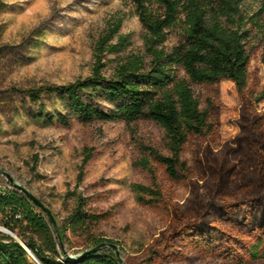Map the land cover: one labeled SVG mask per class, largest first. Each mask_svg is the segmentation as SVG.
<instances>
[{"label": "rangeland", "instance_id": "1", "mask_svg": "<svg viewBox=\"0 0 264 264\" xmlns=\"http://www.w3.org/2000/svg\"><path fill=\"white\" fill-rule=\"evenodd\" d=\"M263 6L264 0H243L242 11L256 15ZM117 24L108 46L126 42L99 57V42ZM167 32L164 47L172 50L184 39L182 23ZM147 33L132 0H0V193L19 189L43 202L57 227L67 225L70 258L101 238L117 246L123 264H264L251 254L255 245H264L259 243L264 221L259 152L244 143L250 167L240 165L232 174L242 153L229 154L240 147L239 140L264 148L254 129L264 120V99L255 101L264 92V14L248 46L257 113L247 112L235 83L223 80L218 134L190 138L180 180L171 179L152 156L153 150L168 154L164 129L156 122L120 117L86 122L44 91L88 80L99 61L106 77L126 57L149 61ZM177 75L186 74L179 68ZM193 89L204 101V87ZM31 90L40 98L33 100ZM91 103L107 113L117 109L101 94ZM144 158L162 190L154 205L139 200L137 186L153 185L139 165ZM80 203L89 219L75 229L70 218ZM152 249L159 252L148 262ZM30 260L40 264L32 253Z\"/></svg>", "mask_w": 264, "mask_h": 264}, {"label": "trees", "instance_id": "2", "mask_svg": "<svg viewBox=\"0 0 264 264\" xmlns=\"http://www.w3.org/2000/svg\"><path fill=\"white\" fill-rule=\"evenodd\" d=\"M132 1L148 31L145 47L149 61L141 55L126 57L111 77L104 76V65L99 61L93 76L88 80L47 87L44 91L61 99L86 122L118 117L129 122L140 119L156 122L164 129L168 154L153 150L152 156L171 179L180 180L187 167L182 154L190 138L218 134L220 85L223 80L235 83L244 109L249 113H257L254 103L264 99L262 92L253 100L255 91L251 89V53L248 47L252 28L262 21L264 6L256 15H246L242 11L243 0ZM155 4L161 9H155ZM178 23H182L184 39L172 50H167L164 47L167 30ZM118 29L119 24L99 42V57L106 50L114 52L118 49L117 45L126 42V38H123L120 43L108 46ZM179 68L186 75H177ZM193 85L204 87V101L196 96ZM100 94L110 103L116 104V112L107 113L91 103ZM29 96L37 100L40 93L31 90ZM254 129L261 133L264 142L263 117ZM238 142L240 147L229 150V154L241 152V164L233 167L230 173L240 165L250 167L243 154L246 143L259 152V172L264 180V148L250 140ZM139 165L153 178L152 186H137L139 200L145 204H157L162 199V190L156 171L149 158L141 160ZM84 208V204L80 203L70 218L75 229L89 219ZM0 224L20 238L41 264H123L116 249L109 245L89 254L68 257L65 253L67 225H58L60 241L52 218L19 189H7L0 193ZM195 233L201 234L202 229L195 230ZM104 242L112 244L111 240L93 238L89 250ZM259 243L264 244V221ZM61 251L65 254L64 258H60ZM158 252L152 249L148 262L153 261ZM251 254L254 258L264 259V245H255ZM0 264L34 263L17 238L0 232Z\"/></svg>", "mask_w": 264, "mask_h": 264}, {"label": "water", "instance_id": "3", "mask_svg": "<svg viewBox=\"0 0 264 264\" xmlns=\"http://www.w3.org/2000/svg\"><path fill=\"white\" fill-rule=\"evenodd\" d=\"M26 193H27V195L30 197V199H31L34 203H36V204L38 205V207H40L43 211H45V212H46V213L52 218L53 223H54L55 230H56V232H57V236L59 237V239H60V241H61V238H60V232H59V230H58V227H57V225H56V223H55V220H54V218H53V215H52V212L50 211V209H48V208L46 207V205H45L43 202H41V201H40L35 195L31 194V193L28 192V191H26ZM0 232H4V233H6V234L12 235V236H14L15 238H17V236H16L15 234H13V233H12L10 230H8L7 228H2V227H0ZM17 239H18V241H20L21 244L27 249V251H28L29 253H31V251L28 249V247L26 246V244H24V242H23L22 240H20L19 238H17ZM107 245H109V246L113 247L114 249H116L117 254H118V257L121 259V256H120V253H119V251H118L117 246L114 245V244H108V243H103V244H101V245H98V246H96L95 248H93V249H91V250L85 252V254H89V253L95 252V251L98 250L99 248L104 247V246H107ZM121 260H122V259H121ZM39 263H40V262H39ZM40 264H41V263H40Z\"/></svg>", "mask_w": 264, "mask_h": 264}]
</instances>
